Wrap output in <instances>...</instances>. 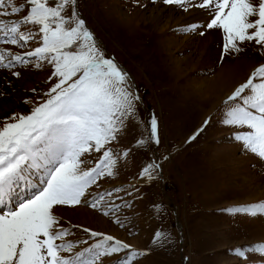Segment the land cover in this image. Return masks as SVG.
I'll return each instance as SVG.
<instances>
[{
	"label": "snow or ice",
	"instance_id": "snow-or-ice-1",
	"mask_svg": "<svg viewBox=\"0 0 264 264\" xmlns=\"http://www.w3.org/2000/svg\"><path fill=\"white\" fill-rule=\"evenodd\" d=\"M77 3L0 0V69L27 67L34 61L37 69L49 65V79L54 80L41 94L42 102L25 99L30 111L13 113L0 124V264H104V258L113 256L118 264H134L138 256L146 254L112 235L87 228L83 232L88 238L67 240L73 233L61 224L58 215L63 206L83 201L105 216L117 214L115 222L125 227L119 214L131 209L132 203L124 196L142 195L140 187L131 185L133 192L123 186L101 190V182L118 177L132 152L124 143L133 130H140L139 137H133L136 148L160 144L155 114L147 120L141 118L142 100L134 82L113 58L105 56L77 11ZM162 3L208 15L206 24L193 23L182 30L222 32V58L249 46H258L264 54V0ZM30 43L36 46L23 53L2 47L28 49ZM12 75L19 77L21 73L13 71ZM220 119L232 129L231 141L243 154L264 161V64L223 102ZM210 122L208 117L187 142L195 140ZM138 179L145 184L162 179L160 161L145 164ZM153 207L160 215L163 206ZM225 211L233 216H264V202ZM88 239L94 242L88 245ZM151 243L163 248L174 241L158 226ZM80 244L88 246L76 251ZM121 252L125 253L123 258L119 257ZM232 254L240 264H264V243L237 247ZM257 256L259 259H254Z\"/></svg>",
	"mask_w": 264,
	"mask_h": 264
},
{
	"label": "rangeland",
	"instance_id": "rangeland-1",
	"mask_svg": "<svg viewBox=\"0 0 264 264\" xmlns=\"http://www.w3.org/2000/svg\"><path fill=\"white\" fill-rule=\"evenodd\" d=\"M77 11L105 56L113 58L134 82L142 100L141 118L147 120L155 114L160 144L136 148L133 137H139L140 130H133L124 143L132 152L122 163L118 177L101 182V190L123 186L133 192L131 185L140 187L142 195L124 196L132 203L131 209L119 214L125 227L115 222L117 214L105 216L82 201L61 210L73 213L81 209V216L88 220L85 225L58 213L61 224L73 233L66 239L88 238L84 228L112 235L146 252L134 264H240L232 250L264 243V216H233L225 209L264 202V161L243 154L231 141L232 129L220 118L223 102L264 64V54L258 46H249L222 58V32L201 28L205 34L199 35V31L182 30L186 18L201 17L206 24L208 15L197 9L185 12L162 0H78ZM179 22L184 24L176 26ZM35 46L2 47L23 53ZM34 63L0 69V124L13 113L30 111L31 105L23 101L42 102L41 94L53 85L50 66L43 64L37 69ZM13 71L21 75L15 77ZM221 72L219 85L226 83L229 89L223 96V91L217 92L214 86ZM201 83L205 86L199 91L195 86ZM208 117L211 122L188 143ZM164 156L168 159H162ZM153 159L161 163L162 179L145 184L138 175ZM27 192L25 189L24 194ZM156 204L163 206L160 215L153 207ZM158 226L171 234L174 243L163 248L151 243ZM93 242L88 239V245ZM88 245L80 244L75 250ZM124 255L121 252L119 257ZM104 264H118L117 257L104 258Z\"/></svg>",
	"mask_w": 264,
	"mask_h": 264
},
{
	"label": "bare ground",
	"instance_id": "bare-ground-1",
	"mask_svg": "<svg viewBox=\"0 0 264 264\" xmlns=\"http://www.w3.org/2000/svg\"><path fill=\"white\" fill-rule=\"evenodd\" d=\"M191 19H192V21H191ZM191 19H189V18H186L183 22L185 23V26L186 25H191V24H193V23H199V24H203V20L201 19V17H193V18H191ZM184 23H182V22H179V23H177L176 24V26H181V25H183ZM184 26V27H185ZM198 31H200V29H198L196 32H198ZM196 32H194V33H196ZM237 68V67H236ZM236 70V69H235ZM225 72H226V70H225ZM233 76V75H232ZM225 78L226 79H228L227 78V75L225 76ZM229 82V81H228ZM211 83V82H210ZM214 83V82H213ZM222 83V72L218 75V80L217 81H215V83H214V86L215 85H217V87L218 88H220V87H222L223 86V90L221 89V90H218V88H217V92L218 91H223L222 92V94H220V95H224L226 92H228L229 91V89L227 88L228 87V84H226V83H223L221 86L219 85V84H221ZM206 84V83H205ZM227 85V86H226ZM205 85H203V83H201L200 85H198V86H195L196 87V89L197 90H201L203 87H204ZM210 86V85H209ZM220 86V87H219ZM230 87V86H229ZM216 91V90H215ZM197 92V91H196ZM220 93V92H219ZM221 97V96H220ZM219 97V98H220ZM80 210L81 209H77V210H75L73 213L71 212V211H67V210H61L60 211V214L64 217V218H67V219H70V221L71 222H74L75 224H80V225H85L84 223L85 222H87L88 220H86L85 219V217L84 216H81V213H80ZM93 217V216H92ZM94 218L95 217H93L92 219H91V223L92 222H94ZM81 221V222H80Z\"/></svg>",
	"mask_w": 264,
	"mask_h": 264
}]
</instances>
